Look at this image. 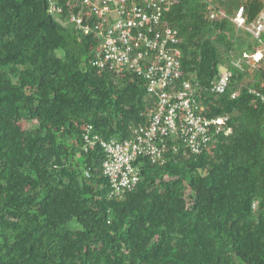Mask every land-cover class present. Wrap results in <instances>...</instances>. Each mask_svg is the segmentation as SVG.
Returning a JSON list of instances; mask_svg holds the SVG:
<instances>
[{"label":"trees","instance_id":"1","mask_svg":"<svg viewBox=\"0 0 264 264\" xmlns=\"http://www.w3.org/2000/svg\"><path fill=\"white\" fill-rule=\"evenodd\" d=\"M223 2L174 0L165 17L174 86L190 82L231 132L197 154L168 141L111 195L98 140L129 139L155 97L142 77L93 66L92 39L47 0H0V264H264V31L231 20L241 7L251 25L264 0ZM222 70L225 91L210 92Z\"/></svg>","mask_w":264,"mask_h":264},{"label":"built area","instance_id":"2","mask_svg":"<svg viewBox=\"0 0 264 264\" xmlns=\"http://www.w3.org/2000/svg\"><path fill=\"white\" fill-rule=\"evenodd\" d=\"M174 0H47V12L59 22L70 23L83 36L92 39L91 64L116 73L131 72L145 80L147 93L155 97L146 124L133 129L129 139L98 140L103 151L102 171L111 195L131 190L139 181L135 163L140 156L152 162L162 159L168 141L174 149L178 142L191 153L206 148L213 135L229 134L227 115L205 113V106L194 96L191 83L181 76L177 31L170 27L166 13ZM217 13H211L214 17ZM254 37L264 31V8L254 22L245 26L242 8L231 18ZM263 57V49L253 55ZM239 64L238 60L235 62ZM230 72L222 70L209 86L210 92L223 93ZM264 101V96H261ZM90 147L94 142L86 138Z\"/></svg>","mask_w":264,"mask_h":264},{"label":"rangeland","instance_id":"3","mask_svg":"<svg viewBox=\"0 0 264 264\" xmlns=\"http://www.w3.org/2000/svg\"><path fill=\"white\" fill-rule=\"evenodd\" d=\"M227 2H228V0H224L223 5L224 6L227 5ZM60 22H62V21H60ZM62 23H64V22H62ZM64 24H66V23H64ZM251 62H252L251 68H253L254 66H257V64H255L252 60H251Z\"/></svg>","mask_w":264,"mask_h":264}]
</instances>
